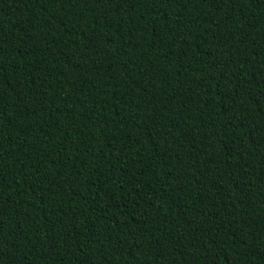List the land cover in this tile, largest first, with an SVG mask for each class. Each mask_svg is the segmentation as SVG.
<instances>
[{"label":"trees","instance_id":"1","mask_svg":"<svg viewBox=\"0 0 264 264\" xmlns=\"http://www.w3.org/2000/svg\"><path fill=\"white\" fill-rule=\"evenodd\" d=\"M0 264H264V0H0Z\"/></svg>","mask_w":264,"mask_h":264}]
</instances>
